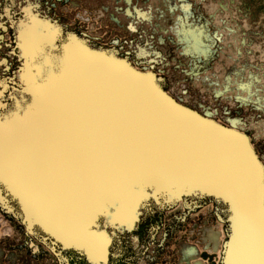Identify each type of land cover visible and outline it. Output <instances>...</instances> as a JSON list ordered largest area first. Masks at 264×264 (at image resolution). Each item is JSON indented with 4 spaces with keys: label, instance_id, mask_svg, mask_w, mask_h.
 <instances>
[{
    "label": "rangeland",
    "instance_id": "obj_1",
    "mask_svg": "<svg viewBox=\"0 0 264 264\" xmlns=\"http://www.w3.org/2000/svg\"><path fill=\"white\" fill-rule=\"evenodd\" d=\"M87 55L88 73L65 72ZM100 56L131 69L125 92L134 97L138 89L143 111L177 121L167 148L143 140L145 132L130 149L97 156L103 141L87 125L110 124L112 113L127 108L125 94L112 106L105 95L92 99L107 81L93 69ZM74 100L88 112L80 125L85 154L80 173L72 172L75 187L61 183L57 193L76 194L46 208L22 190L15 154L23 163L40 159L50 180L70 179V151L38 147L32 132L44 127L50 141ZM117 121L136 128L131 117ZM232 129L264 169V0H0V148L14 153L12 166L0 161V264H227L238 207L222 191V174L202 165L192 138L205 130L220 141ZM129 151L133 161L114 171L111 160ZM16 196L30 219L64 243L30 223ZM63 205L67 226L54 215Z\"/></svg>",
    "mask_w": 264,
    "mask_h": 264
},
{
    "label": "bare ground",
    "instance_id": "obj_2",
    "mask_svg": "<svg viewBox=\"0 0 264 264\" xmlns=\"http://www.w3.org/2000/svg\"><path fill=\"white\" fill-rule=\"evenodd\" d=\"M87 57L90 56L87 55L82 62H77L75 66L68 64L65 72L77 74L88 73L86 70L89 69L86 65ZM103 57L104 56H100L102 59H95L98 60V62L95 64L93 69L96 72V77L103 75V78L107 81L103 86H99L100 83H97L98 87L95 92H93L94 94L92 99L100 102V96L105 95L106 97L104 99L107 102H104L106 104L110 103L112 106L115 102H121L122 96L125 94L127 102H124L127 108L123 110L119 109L117 114L112 113L110 124L109 121L105 122L100 121L99 119H94L98 125L94 126L95 123L87 125L94 131L95 140L103 141V147L97 150V156L102 157L101 152L103 149L108 150L110 147L111 149L109 152L119 154V145L121 150H125V147L130 149L129 147L133 145V142L142 140L140 135L145 132L146 134L144 135L143 140L153 139L152 143H159L161 149L165 148V141L167 140L166 137L168 135L173 137L174 134L172 133H176L175 128L177 126V121L173 117L168 121H164L148 112L143 111L141 107L142 100L141 96H139L138 89L131 90L134 97L130 95L131 93L127 95L125 92V86L126 84H129L131 80L129 79L131 69H129L126 65H123L121 62H115L114 60L106 61ZM86 80L87 78L85 81ZM97 80L99 79L97 78ZM103 105L107 107V105ZM87 115L88 112H86V106L81 101H78L77 107L70 108L68 111L64 112L62 118H58V122H56L55 126L51 129L53 137L50 141L48 140L49 138H47L48 136L44 127L41 126H37L33 129V136L31 135L33 141L38 143V145H36L38 147L41 144L43 148H46L47 144H49V147L52 146L54 148L53 152L64 154L66 150L70 151V158L67 159L65 163L69 165V169L65 172H67V175H69V173L71 174L70 179L67 176H63V178L58 179L53 177L50 180L52 172L50 169L48 170L45 164L39 161L40 159L32 162V158L25 157V161L23 163L24 157L21 155V159L18 154H15V157L20 159V168H16L13 165L12 170L14 171L12 172H14V175L17 177L18 174L22 175L18 177V180L22 185V190L27 195L29 193L34 195V197L39 199L41 204L45 203V206L47 205L46 208H51L49 201L53 200L54 203V200L58 196H63L62 203L67 204L76 194V192H71L70 195H66L63 191V194L61 195L57 193L60 191L57 185L63 183L67 185L70 184L75 187L78 180V175H76V173L79 174L80 169H82V155L85 154V151L82 150L83 146H81L80 142L82 140L80 135L82 128L80 125L89 120L85 118ZM119 116L131 117L136 122V124H134L136 128H133L132 130L121 129L120 126L122 125L117 121V117ZM143 126L146 128H143ZM170 128L174 129V131ZM227 131L228 136L226 138H222L221 140L223 141L216 140L218 137H216L215 134L212 135L205 130H201V134L197 138L193 136L192 139L194 142L198 143V146L202 149V165H204L209 172L212 170L213 173H221L224 183L221 185L222 191L229 196L233 205L237 202L241 203L240 207L241 213H243V221L247 222L245 224L246 226H244L242 241L261 246L264 244V230L261 228L262 220L264 218V169L255 159V154L253 155L247 139L244 136H241L242 134H239L236 130L232 129V131ZM74 135L76 138L73 137ZM170 146L171 144H169V150L174 149L176 150V153L180 155L179 152L181 151V148L177 147L175 149V147L172 148ZM86 152H89V149L86 150ZM187 152L192 154V157L194 156V152L192 150L187 149ZM12 155H14V153L10 150V148H0V161L3 160L5 164L12 166V164L7 160L11 158ZM32 156L35 157L36 155L32 154ZM133 156L134 154L129 151L124 156V160H122V158L112 160L109 158L107 159L111 160L113 163L112 169L117 170L124 162L130 164L133 161ZM76 170L78 171L76 172ZM73 171L76 173L73 174ZM245 183L246 188L243 189V184ZM214 185L218 187L216 181H214ZM65 196L67 199H65ZM41 204H38L37 206L45 207ZM49 214L52 216L51 212H49ZM54 215L63 217L64 226L70 225L72 222L66 210V205L60 207V210L55 212ZM247 215L248 217L246 218L248 220L244 219ZM82 232H84V230H82ZM85 235L87 234L85 233ZM231 247L232 251H239L241 249L239 246V240H234ZM254 258L256 260L262 259L263 255L258 254L255 255Z\"/></svg>",
    "mask_w": 264,
    "mask_h": 264
},
{
    "label": "crops",
    "instance_id": "obj_3",
    "mask_svg": "<svg viewBox=\"0 0 264 264\" xmlns=\"http://www.w3.org/2000/svg\"><path fill=\"white\" fill-rule=\"evenodd\" d=\"M246 188V183L243 184V189ZM19 198V196H16ZM20 200V198H19ZM21 205L26 213V208L25 205L23 203L22 200H20ZM230 205H233L231 199H230ZM236 207H238V213H241V203H236L235 204ZM233 205V206H235ZM234 211V210H233ZM27 216V213H26ZM27 218L29 219L30 223L34 224V223H38L40 224L42 227H44L46 230H48L52 235H54L59 241L63 242L64 241L61 239V236H59L58 234H56L55 232L51 231L49 228H46L42 223H40L37 220L34 219H30L28 216ZM234 219H236L235 224H234ZM246 220H248L246 217L244 218ZM247 222L243 221V213L238 214V218L236 216V214L234 213L233 216V236L230 240L229 243V247L227 250V264H264V244L259 246V245H255V244H250V243H245L243 240V230H244V226H246ZM261 228L264 230V218L262 220V225ZM234 240H239V246H240V250L239 251H232V242ZM84 250H86V248L84 246H81ZM209 252V251H208ZM258 254H262L263 258L262 259H258L256 260L254 258L255 255ZM197 262H201L202 264H206L204 261L201 260H196L194 264H196Z\"/></svg>",
    "mask_w": 264,
    "mask_h": 264
}]
</instances>
